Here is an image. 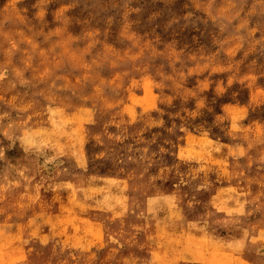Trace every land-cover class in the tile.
Listing matches in <instances>:
<instances>
[{"label": "rangeland", "instance_id": "1", "mask_svg": "<svg viewBox=\"0 0 264 264\" xmlns=\"http://www.w3.org/2000/svg\"><path fill=\"white\" fill-rule=\"evenodd\" d=\"M0 264H264V0H0Z\"/></svg>", "mask_w": 264, "mask_h": 264}]
</instances>
